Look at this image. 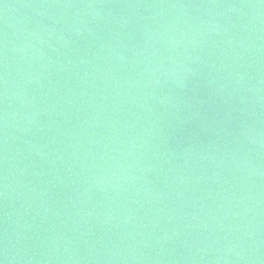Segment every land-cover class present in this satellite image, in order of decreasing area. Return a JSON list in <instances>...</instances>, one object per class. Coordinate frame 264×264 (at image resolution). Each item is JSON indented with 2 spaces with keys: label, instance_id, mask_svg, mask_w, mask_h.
I'll return each instance as SVG.
<instances>
[{
  "label": "water",
  "instance_id": "95a60500",
  "mask_svg": "<svg viewBox=\"0 0 264 264\" xmlns=\"http://www.w3.org/2000/svg\"><path fill=\"white\" fill-rule=\"evenodd\" d=\"M0 264H264V0H0Z\"/></svg>",
  "mask_w": 264,
  "mask_h": 264
}]
</instances>
